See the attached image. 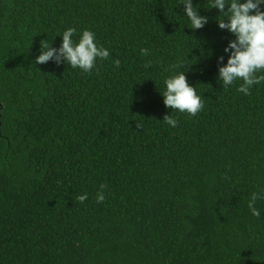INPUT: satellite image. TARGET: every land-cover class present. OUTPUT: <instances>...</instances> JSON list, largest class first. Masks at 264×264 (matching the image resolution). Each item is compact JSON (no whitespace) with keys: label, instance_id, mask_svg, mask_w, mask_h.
Here are the masks:
<instances>
[{"label":"trees","instance_id":"1","mask_svg":"<svg viewBox=\"0 0 264 264\" xmlns=\"http://www.w3.org/2000/svg\"><path fill=\"white\" fill-rule=\"evenodd\" d=\"M193 3L203 29L181 0H0V264H264V82L223 88L234 37ZM68 27L110 57L36 64ZM181 62L195 116L163 103Z\"/></svg>","mask_w":264,"mask_h":264},{"label":"clouds","instance_id":"2","mask_svg":"<svg viewBox=\"0 0 264 264\" xmlns=\"http://www.w3.org/2000/svg\"><path fill=\"white\" fill-rule=\"evenodd\" d=\"M181 5L184 16L190 22V29H203L209 23V17L200 14L193 0H181ZM207 5L205 10L215 9L219 12L217 17L220 18H215L218 28L234 37L228 40L222 54L216 57L217 81L227 88L240 80L242 83L237 90L249 95L253 86L264 82V0H207ZM74 36H78V39H74ZM60 37L62 40L58 48L41 43L40 54L35 58L36 64L65 62L74 69L88 72L98 59L110 57L109 50L98 45L95 33L89 29L77 33L76 28L68 27ZM140 53L147 56L149 50L142 48ZM203 55L205 53L201 50ZM115 65L119 67L120 61L116 60ZM181 67L182 62L175 66L174 73L164 78V91L160 94L166 108L195 116L204 105L196 87L188 82L187 71L179 70ZM161 122L171 127H176L178 123L171 113L166 114ZM104 188L101 185L96 194L98 203L105 199ZM87 198V193L78 197L80 203H84ZM258 199H264V189L253 192L248 202L249 210L256 217L261 215L255 206Z\"/></svg>","mask_w":264,"mask_h":264}]
</instances>
